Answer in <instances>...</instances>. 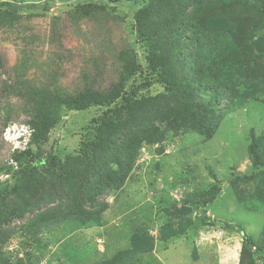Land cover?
Returning <instances> with one entry per match:
<instances>
[{
  "label": "rangeland",
  "instance_id": "374dc122",
  "mask_svg": "<svg viewBox=\"0 0 264 264\" xmlns=\"http://www.w3.org/2000/svg\"><path fill=\"white\" fill-rule=\"evenodd\" d=\"M0 1V201L6 210L32 204L0 225V264H264V169L253 170L248 151L252 130H264V103L228 105L211 138L191 127L197 119L174 124L169 104L154 101L167 85L140 37L145 21L207 16L210 1L231 5L262 37L264 0ZM123 85L146 99L142 123L120 99L63 100ZM35 118L47 125L40 157ZM91 171L108 187L84 200Z\"/></svg>",
  "mask_w": 264,
  "mask_h": 264
},
{
  "label": "trees",
  "instance_id": "16d2710c",
  "mask_svg": "<svg viewBox=\"0 0 264 264\" xmlns=\"http://www.w3.org/2000/svg\"><path fill=\"white\" fill-rule=\"evenodd\" d=\"M190 1L192 6L196 2V0ZM3 2L0 1V4H6ZM209 3L211 7H208L210 12H207V16L204 13L200 16L196 9L191 13V18L190 13H186L183 19L170 16L155 28L145 21L143 24L145 29L140 33L141 39L149 48H154L150 50L149 55L158 60L159 68L155 74L167 85L166 92L157 96L154 101L169 104L164 114L168 118L172 115L170 120L174 124L182 115L187 121L197 119L196 123L190 124L191 127L207 138H211L218 129L220 111L226 109L228 105L230 108H235L236 105L244 106L250 100H261L264 103V36L258 38L256 35L250 36L243 19H235V9H232L231 5L213 1ZM147 11L143 10L145 15L142 16L151 18L147 15ZM210 17L214 19H209ZM166 33L169 36L159 38V34ZM153 39L156 45L150 47ZM190 49L192 51L188 53ZM127 68L124 66V72ZM124 89V85L109 92L86 88L75 96H65L63 100L68 108H81L90 105H109L120 99L121 106L125 105L129 109V118L136 123H142L140 118L137 120L136 111L142 112V119L145 118L146 107L141 103L146 99L136 98L133 92L124 93ZM209 91L214 92L209 99L201 96ZM131 111L135 112L131 113ZM32 126L39 133L37 151L33 156L40 157L43 150L42 134L47 125L35 118ZM155 128L154 125L146 126L148 130ZM252 132L248 145L251 167L253 170L264 169V130L257 135L255 130ZM102 139H105L104 133ZM126 149H131V144H127ZM128 156L132 158L131 155ZM122 162L118 160L119 164ZM125 165L129 166V163L125 162ZM36 170L37 168L34 167L31 174ZM87 175L86 179L82 180L81 191L84 200H92L95 199V195L103 193L108 183L102 179L97 180L92 176V171ZM122 177L123 175L120 174V179ZM3 203L4 201H0V225L7 217H23L32 205L6 210L2 206ZM238 232L246 248L256 246L253 238L243 229L239 228ZM143 252H148V249Z\"/></svg>",
  "mask_w": 264,
  "mask_h": 264
}]
</instances>
